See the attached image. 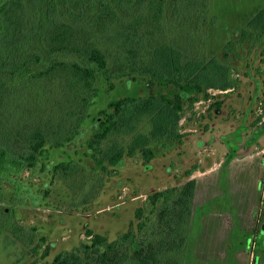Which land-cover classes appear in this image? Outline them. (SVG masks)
<instances>
[{
    "label": "trees",
    "instance_id": "1",
    "mask_svg": "<svg viewBox=\"0 0 264 264\" xmlns=\"http://www.w3.org/2000/svg\"><path fill=\"white\" fill-rule=\"evenodd\" d=\"M210 2L0 0V126L9 128L0 136V167L34 168L47 146L73 142L98 94L99 77L111 80L112 89L113 79L140 74L173 85L177 92L111 102L112 111L86 142L96 166L105 170L107 160L114 166L125 153L136 151L150 162L156 155L154 142L181 141L188 108L208 97L210 89L238 87L231 62L240 58L238 44L247 41L254 47L264 42L263 7L238 39L227 42L223 57H208L196 36L209 19ZM169 4L178 18L168 16ZM31 66L40 67L15 84L3 75L15 77ZM223 103L217 100L212 107L219 109ZM261 103L259 122L264 121V98ZM116 135L125 142L105 147L104 141ZM77 170L74 160L54 167L62 178ZM195 192V178L157 189L136 208L137 222L115 240L88 228L89 241L59 253L51 264H183Z\"/></svg>",
    "mask_w": 264,
    "mask_h": 264
},
{
    "label": "rangeland",
    "instance_id": "2",
    "mask_svg": "<svg viewBox=\"0 0 264 264\" xmlns=\"http://www.w3.org/2000/svg\"><path fill=\"white\" fill-rule=\"evenodd\" d=\"M263 7L264 0H211L209 19L196 36L201 50L208 57H223L227 42L238 39L243 27ZM168 10L170 19L178 18L170 4ZM191 24L195 26L193 21ZM237 48L240 58L231 62L238 87L210 89L208 97L188 108L185 115L213 119L218 109L213 103L224 100L222 107L242 111L243 125L253 123V144L240 141L238 145V140L232 139L221 145L215 124L206 130L212 132L214 141L196 146L204 133H193L184 145L175 139L158 140L152 145L156 155L150 162L136 151L134 155L125 153L114 166L107 160V169L102 170L86 152V141L99 120L112 111L111 102L150 92L174 95L177 89L140 74L115 78L116 86L109 89L111 80L99 77L98 94L73 142L47 146L34 168L0 167V264H51L59 253L89 241L88 228L115 240L137 222L135 210L149 193L182 185L189 177L196 180V192L183 264H264V121H258L264 98V42L253 47L245 41ZM39 67H28L15 77L3 75L15 84ZM8 129L0 126V136ZM244 129L241 126L237 135ZM115 142L125 141L116 135L103 144L107 147ZM250 146L253 165L245 162L247 154L243 165L236 168L237 163L233 171L228 164L219 167L224 149L229 155H241L248 153ZM199 154L200 163L193 164ZM71 160L77 162L78 170L67 178L58 176L54 167ZM193 168L199 170L187 176ZM42 237L46 239L40 245Z\"/></svg>",
    "mask_w": 264,
    "mask_h": 264
},
{
    "label": "crops",
    "instance_id": "3",
    "mask_svg": "<svg viewBox=\"0 0 264 264\" xmlns=\"http://www.w3.org/2000/svg\"><path fill=\"white\" fill-rule=\"evenodd\" d=\"M241 114H242L241 110L236 109L235 107L228 106V107H221L217 109L216 112H214L213 114V119L207 118L208 121H206L207 119L205 120L203 117L196 119L195 117L184 115L182 119V124H183V132L185 133V135L179 143L180 144L183 143L182 145H184L185 140L188 137H190V135H192L193 133H204L205 134L199 137V140L198 139L196 140V146H198V144L200 145V142L203 143V141L205 140L209 141L213 139L214 141L212 132L206 133V130H208L209 127L211 126L212 127L216 126L215 124H217L216 127L220 133L218 136V140L220 141L221 145L224 144L226 141H230L232 139L238 140L237 144L240 143V141H245L249 145L253 144V123H250L248 125L246 124L243 125L244 121L242 120ZM194 119H196V121H194ZM241 126H245V129L239 132V134L237 135L238 133L237 130ZM243 145L246 146V144H243ZM246 151L248 153H244L241 155L239 153L229 155L228 151L224 149V151H222V154H220V157H219V161H218L219 167L221 165L228 164L230 171H233L234 169L239 168V166L243 165V162H244L242 161L244 159L243 156L247 154L248 155H247L245 162L248 161L250 164L253 165V154L251 153L252 151L251 146L246 148ZM200 160H201V156L199 154L198 159L194 161L193 164L200 163ZM239 163L241 164L239 165ZM197 170H199V168ZM197 170H194L193 174L197 172ZM193 177H196V176H193ZM191 178L189 177V179Z\"/></svg>",
    "mask_w": 264,
    "mask_h": 264
},
{
    "label": "flooded vegetation",
    "instance_id": "4",
    "mask_svg": "<svg viewBox=\"0 0 264 264\" xmlns=\"http://www.w3.org/2000/svg\"><path fill=\"white\" fill-rule=\"evenodd\" d=\"M93 132H94V131H93ZM88 139H89V138H88ZM88 139H87V140H88ZM86 142H87V141H86ZM86 146H87V144H86ZM87 149H88V151L86 150V152L89 153V154L91 155V150L88 148V146H87Z\"/></svg>",
    "mask_w": 264,
    "mask_h": 264
}]
</instances>
